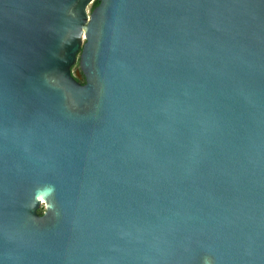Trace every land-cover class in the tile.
I'll list each match as a JSON object with an SVG mask.
<instances>
[{"label": "water", "instance_id": "1", "mask_svg": "<svg viewBox=\"0 0 264 264\" xmlns=\"http://www.w3.org/2000/svg\"><path fill=\"white\" fill-rule=\"evenodd\" d=\"M94 1L0 0V264H264V0Z\"/></svg>", "mask_w": 264, "mask_h": 264}, {"label": "trees", "instance_id": "2", "mask_svg": "<svg viewBox=\"0 0 264 264\" xmlns=\"http://www.w3.org/2000/svg\"><path fill=\"white\" fill-rule=\"evenodd\" d=\"M98 2H99V0H95V1L93 2V4H92L91 8H94V7L98 4ZM77 79H78L80 82H82V83L85 82V78H84L83 75H82L81 78H80V77H77ZM39 212L42 213V212H43V208L39 209Z\"/></svg>", "mask_w": 264, "mask_h": 264}, {"label": "rangeland", "instance_id": "3", "mask_svg": "<svg viewBox=\"0 0 264 264\" xmlns=\"http://www.w3.org/2000/svg\"><path fill=\"white\" fill-rule=\"evenodd\" d=\"M79 65L78 62L75 64V66L73 67V70L76 71L78 69Z\"/></svg>", "mask_w": 264, "mask_h": 264}]
</instances>
